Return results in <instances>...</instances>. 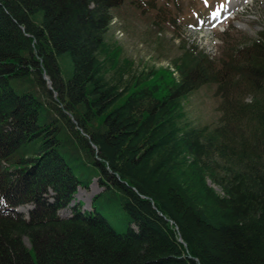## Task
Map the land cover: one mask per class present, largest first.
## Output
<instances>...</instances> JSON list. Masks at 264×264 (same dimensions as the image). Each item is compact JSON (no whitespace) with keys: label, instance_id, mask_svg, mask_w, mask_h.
I'll list each match as a JSON object with an SVG mask.
<instances>
[{"label":"trees","instance_id":"trees-1","mask_svg":"<svg viewBox=\"0 0 264 264\" xmlns=\"http://www.w3.org/2000/svg\"><path fill=\"white\" fill-rule=\"evenodd\" d=\"M126 1L167 21L158 0H0V264H264L263 36L138 70L109 37ZM210 83L219 124L191 123ZM95 178L93 209L60 215Z\"/></svg>","mask_w":264,"mask_h":264},{"label":"rangeland","instance_id":"rangeland-1","mask_svg":"<svg viewBox=\"0 0 264 264\" xmlns=\"http://www.w3.org/2000/svg\"><path fill=\"white\" fill-rule=\"evenodd\" d=\"M157 5L166 12V22L159 21L157 9L143 11L133 1H126L114 10L109 37L122 46L124 55L135 62L138 70L153 66H170L174 70L172 62L183 46L192 45L220 62L226 58L228 48L264 38V0L238 3L236 0H158ZM228 9L234 11L233 16L217 18L218 13ZM173 16L178 19L176 26L168 21ZM215 89V84H205L186 98L184 107L191 123L219 124L221 98L215 94ZM211 185L221 191L218 186ZM103 190L98 178L88 187L78 186L73 202L61 209L60 215L70 216L72 206L79 202L83 211L92 210L93 198ZM27 210L23 209L24 215ZM120 221L111 217L112 224L123 230L125 227Z\"/></svg>","mask_w":264,"mask_h":264},{"label":"water","instance_id":"water-1","mask_svg":"<svg viewBox=\"0 0 264 264\" xmlns=\"http://www.w3.org/2000/svg\"><path fill=\"white\" fill-rule=\"evenodd\" d=\"M229 15H230V14H229V12H228V13H226V14H222L221 17H222V18H226V17L229 16ZM44 76H45L46 80H48V82L51 83L50 78H49L47 75H44Z\"/></svg>","mask_w":264,"mask_h":264},{"label":"bare ground","instance_id":"bare-ground-1","mask_svg":"<svg viewBox=\"0 0 264 264\" xmlns=\"http://www.w3.org/2000/svg\"><path fill=\"white\" fill-rule=\"evenodd\" d=\"M241 0H236V3H238V2H240ZM243 3V2H242ZM231 8V7H230ZM233 8V7H232ZM203 33H205V32H203ZM207 33V32H206ZM209 35V34H208ZM210 36H211V34H210ZM212 39V38H211Z\"/></svg>","mask_w":264,"mask_h":264}]
</instances>
